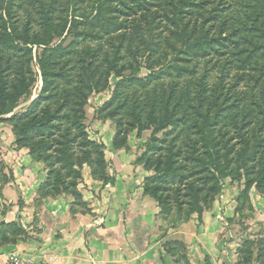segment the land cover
<instances>
[{
    "label": "rangeland",
    "instance_id": "obj_1",
    "mask_svg": "<svg viewBox=\"0 0 264 264\" xmlns=\"http://www.w3.org/2000/svg\"><path fill=\"white\" fill-rule=\"evenodd\" d=\"M224 1L187 0L181 6L185 12H178L168 0H139L140 4L135 0H0V82L15 96L20 81L32 80L28 94L21 95L12 108L9 102L0 100V138L7 129L15 144L14 130L18 132L26 120L21 117L27 112L40 116L45 110H58L62 93H68L57 127L32 133L29 142L58 161L56 168L63 174L67 168L61 157L82 161V167H99L103 147L98 139L91 138L95 133L92 117L109 120L117 131H129L131 135L136 133L131 129L136 114L147 124L150 113L161 120L166 111L174 114L178 123L156 135L154 148L145 146L152 130L142 131L144 142L139 156L153 163L175 152L174 174L159 179L160 174L156 180L173 205L192 206V191L196 189L197 198L206 197L208 201L212 197L211 168L202 166L197 158L204 151L196 133L199 112L218 115L207 128H215L212 134L221 157L229 161L228 169L238 168L237 158L248 152L257 160L246 159L245 167L257 172L264 163V132L255 136L254 125L246 123L250 118L241 121L231 116L242 108L254 114L264 108V69L239 63L238 56L229 54L230 49L218 42L215 19L229 17ZM191 3H201L194 14L186 11L193 10L186 8ZM57 47L70 48V53L60 55L53 51ZM86 49L96 50L98 61L94 63L93 54ZM77 52L83 53L80 62ZM113 56L122 76L106 71V62ZM41 61L52 65L55 73L48 79L55 81L40 98ZM123 76L130 79L124 81ZM49 95L52 97L46 99ZM108 103L111 105L105 107ZM81 105L83 130L76 125ZM85 137L99 148L85 146ZM246 138L247 146L242 144ZM48 144L52 147L45 151ZM252 247L247 246L248 254Z\"/></svg>",
    "mask_w": 264,
    "mask_h": 264
},
{
    "label": "crops",
    "instance_id": "obj_2",
    "mask_svg": "<svg viewBox=\"0 0 264 264\" xmlns=\"http://www.w3.org/2000/svg\"><path fill=\"white\" fill-rule=\"evenodd\" d=\"M92 119L91 138L103 147V170L81 168L78 203L70 194L41 195L49 170L31 159L27 147H17L5 129L0 264H9L10 255L36 264H264V191L252 187L247 208L237 212L243 183L225 178L220 194L200 213L165 214L143 193L151 172L137 163L142 134L127 135L125 146L114 150L115 125Z\"/></svg>",
    "mask_w": 264,
    "mask_h": 264
},
{
    "label": "trees",
    "instance_id": "obj_3",
    "mask_svg": "<svg viewBox=\"0 0 264 264\" xmlns=\"http://www.w3.org/2000/svg\"><path fill=\"white\" fill-rule=\"evenodd\" d=\"M168 1L171 2L172 0ZM186 1L187 0H173L171 2V5H174L177 8L178 12H185V10L181 8V6L184 5ZM230 1L231 3H229ZM135 2L140 4L139 0H135ZM200 4L191 3L186 8H191L193 10L186 11L191 14H194V12H196V10L199 8ZM224 4L226 5L224 7L225 13H227L226 16L229 17L223 18L222 20L215 19L217 24H215L214 29L215 34L219 36L218 42H222L224 49H230L229 54L234 57L238 56L236 58L237 60L239 59V63L242 64L244 62L247 63L246 65L248 67H250L251 65V68L259 67L261 69H264V0H225ZM200 27H204V25H201ZM228 46L229 48H227ZM69 49L70 48L63 50L61 47H57L53 51H58L60 55L62 52V55H64L65 53H70ZM87 50L88 52H90L91 55L93 54L91 56L92 61H98L99 58L97 56V51L86 49V51ZM88 52H86V55L88 54ZM81 54L83 53L77 52L78 57ZM80 59L81 58L79 57L78 62H80ZM115 60V56H113V58H108L106 62V71H108V74L113 72V75L116 77L122 76L121 72L117 71V63H115ZM40 72L42 81V90L40 95L41 98L44 92L49 89L50 85L54 83L55 79L52 80V82L48 79L49 74H52L54 70L52 68V65L47 63L46 61H41ZM123 79L124 81H126L129 80L130 77L123 76ZM132 81L139 83L141 86L145 84L144 81ZM31 82L32 80L28 81L27 83L24 82V80L20 81L19 86L15 88V90L19 91L15 96L9 94L4 82H0V100L5 103L9 102L12 108L21 95L28 94ZM79 82L82 83V80H80ZM62 96L63 103L59 106L58 110L54 112H49L45 110V112L40 116L30 115V113L27 112L23 117H21L22 119L26 120L23 122L24 124L20 127L18 132L14 130L16 136L15 144L17 145V147H27L29 149V155L31 159L35 162H41L45 164L46 168L49 170L48 178L40 190L41 195L54 197L60 194H70L74 198L75 203H78L79 195L75 191V188L77 185V181L81 179L80 170L83 162H72L69 160L70 156H64L65 158L61 157L60 160L62 159L65 162V167L67 168V172L63 174L60 172V169L57 170L56 168L58 161L54 162V159H52L49 154L46 155L43 154V152L37 151L41 146L29 143L32 141V133H44L48 130L52 131L54 127H57L56 120H58V118L61 119L59 111L64 108V106L67 104L66 102L69 100L68 93H62ZM51 97V95L46 96V99H50ZM109 105H111V103L106 104L105 107ZM82 107L83 105H81L80 107L81 116L76 118V125L81 130H83L84 128V125L81 122V120L84 119V112L82 110ZM131 109L133 110L134 107H131ZM6 112L8 111L6 110ZM198 115L201 117V120H198V122H196L195 124L196 133H198L199 135V139L204 151L203 155L198 156L197 158L198 161L202 164V166L206 167L209 165L208 167L211 168L212 173L209 174V178L214 181L213 186H211L212 188H210L211 191H213L211 199L207 201L206 197L197 198L199 190L196 189L192 191L194 197L192 206H187L181 203L173 205L170 202L169 196L165 194V192L163 191V187L160 185V183H157L156 180H158L160 174L162 176L159 177V179L174 174L176 156L175 152H169L164 161L156 160L153 163H150L149 158L143 155L137 157V163L144 164L145 168H147V170L149 171L150 168L153 166L152 168L154 171L153 175L144 180L143 193L144 195L154 199L158 203L161 211L165 214L171 212L172 209H176L178 211L184 210L186 212L196 211L200 213L204 207L210 204V201L214 199V196L220 193L223 180L225 178H230L232 181H242L243 183L242 189L240 190L237 197L236 211L240 212L248 201V193L252 187H254L258 191H264V163L260 165V169L257 172H255L253 169L250 170L249 168H246V159L250 160L251 158L252 162L256 161L257 159L254 154H249L248 152H246L245 154L244 152L243 154H240L237 158L239 160L238 168H236L235 170L228 169L229 161L226 160V158L223 159L221 157L220 149L218 147V141L216 140V137L212 134V131L215 128L212 127V129L210 128L211 130L207 128V125H212V123H214L218 115L214 114L210 116L207 112H199ZM67 116L68 115H66V117ZM139 117L140 116L138 114L135 115L134 121L131 124V129L134 128L133 130H136V134L138 136H140L142 131H145L147 129L152 130L151 136L145 144L147 148L155 147V143L158 139L156 138V135L158 133L168 129L169 127H173L175 126V124L178 123V120L176 119L174 114L167 111L163 114V118L161 120L158 119L153 113H150L148 115L147 124H143ZM231 117L233 119L240 118L241 121H245V118H250L246 120V123L254 125L253 133L255 136H259L261 133L264 132V108H259L257 114H254L249 109L242 108L239 110V112L233 114ZM195 121H197V118L195 119ZM201 121L202 123L199 124ZM128 132L129 131L121 132L118 129L112 142V148L114 150L121 149L125 146ZM246 141L248 142L247 138L242 141V144L245 146H247ZM84 143L85 146L99 148L93 142L89 141L87 137H85ZM51 145L52 144H48V147L46 146L45 151H48L49 147H52ZM99 156V167H97L96 169L98 174H102V152H100ZM208 159L210 161H208ZM106 181H108V179L104 180V182Z\"/></svg>",
    "mask_w": 264,
    "mask_h": 264
},
{
    "label": "built area",
    "instance_id": "obj_4",
    "mask_svg": "<svg viewBox=\"0 0 264 264\" xmlns=\"http://www.w3.org/2000/svg\"><path fill=\"white\" fill-rule=\"evenodd\" d=\"M8 262L9 264H36L32 261H28V260H21L18 257L14 256V255H10L8 257Z\"/></svg>",
    "mask_w": 264,
    "mask_h": 264
}]
</instances>
